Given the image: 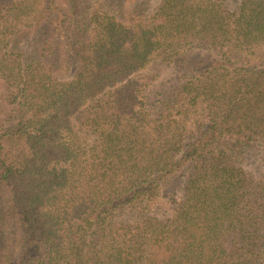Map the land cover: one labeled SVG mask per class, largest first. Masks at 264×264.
Returning <instances> with one entry per match:
<instances>
[{
    "label": "trees",
    "instance_id": "trees-1",
    "mask_svg": "<svg viewBox=\"0 0 264 264\" xmlns=\"http://www.w3.org/2000/svg\"><path fill=\"white\" fill-rule=\"evenodd\" d=\"M151 4L0 0V264H264V0Z\"/></svg>",
    "mask_w": 264,
    "mask_h": 264
},
{
    "label": "rangeland",
    "instance_id": "rangeland-1",
    "mask_svg": "<svg viewBox=\"0 0 264 264\" xmlns=\"http://www.w3.org/2000/svg\"><path fill=\"white\" fill-rule=\"evenodd\" d=\"M159 0H152V7H154L156 4H158ZM25 49L29 50L30 49L27 47V44H25L24 46ZM190 54L191 55H198L200 54L201 56H204L205 54H207L205 51H201L198 49H190ZM208 56V55H206ZM167 64L163 63V61L161 59L156 60L152 66H151V70L155 71V72H159L161 73V80L160 83L162 84H167L168 80H170L173 76L174 70L171 69V66H165ZM164 85H159V89H164L165 87H163ZM257 165L256 164H247V168L251 169L253 172L257 171Z\"/></svg>",
    "mask_w": 264,
    "mask_h": 264
}]
</instances>
